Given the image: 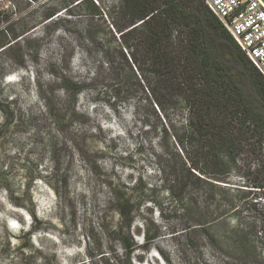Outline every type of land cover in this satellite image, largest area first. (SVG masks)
Returning a JSON list of instances; mask_svg holds the SVG:
<instances>
[{"label":"rangeland","instance_id":"1","mask_svg":"<svg viewBox=\"0 0 264 264\" xmlns=\"http://www.w3.org/2000/svg\"><path fill=\"white\" fill-rule=\"evenodd\" d=\"M99 1L110 15L114 0ZM67 2L0 0V29H27ZM67 13L0 52V264H264V236L232 214L180 220L152 156L153 135L131 102L104 92L94 75L100 57L83 56L87 11ZM109 23L98 20L96 28L107 31ZM154 149L161 152L158 141ZM118 199L135 212L130 227ZM12 218L28 223L29 237L11 228ZM143 233L153 237L148 245Z\"/></svg>","mask_w":264,"mask_h":264},{"label":"trees","instance_id":"2","mask_svg":"<svg viewBox=\"0 0 264 264\" xmlns=\"http://www.w3.org/2000/svg\"><path fill=\"white\" fill-rule=\"evenodd\" d=\"M78 8L90 17L83 56L100 57L94 75L104 92L120 105L131 102L137 123L153 135L152 156L180 220L232 214L264 236V207L258 204V196L264 200V76L205 0H114L110 15L99 0H69L27 29H0V52L60 12L73 17ZM106 19L108 30L100 32L96 21ZM235 176L247 187L234 185ZM147 204L163 214L157 202ZM116 208L130 227L135 212L129 201L118 199ZM143 236L147 245L153 239ZM125 245L132 248L133 240Z\"/></svg>","mask_w":264,"mask_h":264},{"label":"built area","instance_id":"3","mask_svg":"<svg viewBox=\"0 0 264 264\" xmlns=\"http://www.w3.org/2000/svg\"><path fill=\"white\" fill-rule=\"evenodd\" d=\"M254 67L264 76V7L258 0H205Z\"/></svg>","mask_w":264,"mask_h":264},{"label":"clouds","instance_id":"4","mask_svg":"<svg viewBox=\"0 0 264 264\" xmlns=\"http://www.w3.org/2000/svg\"><path fill=\"white\" fill-rule=\"evenodd\" d=\"M14 76H15L14 73L8 74V75H6V79H9L10 77L12 78ZM8 223L11 226V228L15 227L16 230H20V229L25 230V231H29L30 230L28 223L24 224V223L18 221L17 219L16 220L10 219Z\"/></svg>","mask_w":264,"mask_h":264},{"label":"snow or ice","instance_id":"5","mask_svg":"<svg viewBox=\"0 0 264 264\" xmlns=\"http://www.w3.org/2000/svg\"><path fill=\"white\" fill-rule=\"evenodd\" d=\"M261 3H264V0H260ZM9 79H12L11 77Z\"/></svg>","mask_w":264,"mask_h":264},{"label":"water","instance_id":"6","mask_svg":"<svg viewBox=\"0 0 264 264\" xmlns=\"http://www.w3.org/2000/svg\"><path fill=\"white\" fill-rule=\"evenodd\" d=\"M259 2H260V0H258ZM261 3V2H260ZM262 4V6L264 7V3H261Z\"/></svg>","mask_w":264,"mask_h":264}]
</instances>
